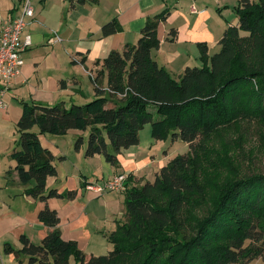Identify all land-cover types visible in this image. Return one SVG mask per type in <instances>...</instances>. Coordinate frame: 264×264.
<instances>
[{
  "label": "trees",
  "instance_id": "obj_1",
  "mask_svg": "<svg viewBox=\"0 0 264 264\" xmlns=\"http://www.w3.org/2000/svg\"><path fill=\"white\" fill-rule=\"evenodd\" d=\"M235 12L237 23L225 29L218 51L209 55L206 43H198L200 65L186 66L178 77L151 56L159 46L157 25L168 13L163 10L147 17L135 44L103 58L90 76L91 100L70 106L20 101L10 158L19 182H32L24 192L40 200L72 199L76 191H45L56 169L39 133L88 128L84 155L102 154L112 166L119 165L121 150L138 144L147 123L151 137L180 139L190 150L163 164L153 180L125 188L124 218L108 235L106 254L86 258L76 241L62 238L57 212L47 206L38 214L51 228L47 235L37 244L22 235L21 247L5 243V252L25 255L28 264H250L264 256V171H239L220 153V146L241 148L245 129L253 126L264 150V0H239ZM119 29L113 18L101 33ZM175 36L170 29L169 40ZM81 143L79 136L74 148Z\"/></svg>",
  "mask_w": 264,
  "mask_h": 264
},
{
  "label": "crops",
  "instance_id": "obj_2",
  "mask_svg": "<svg viewBox=\"0 0 264 264\" xmlns=\"http://www.w3.org/2000/svg\"><path fill=\"white\" fill-rule=\"evenodd\" d=\"M30 3L34 15L26 18L23 34L30 35L31 43L22 53L20 73L3 94L5 107L0 108V129L18 120L20 101L47 105L63 101L70 106L91 100L95 92L90 76L101 68L103 58L112 50L121 51L125 44H135L147 17L163 10L168 13L157 25L159 46L151 50V56L171 74L176 71L178 77L186 66L199 59L198 43H206L209 55L217 51L225 29L237 23L235 7L239 0H99L95 4L77 3L74 7H70L69 0ZM20 7L21 0H0V19L15 16ZM113 18L120 29L103 35L102 26ZM170 29L176 31L173 40L168 38ZM105 86L104 77L102 87ZM70 130L75 131L67 139ZM70 130L63 135L39 133L38 137L41 145L53 154L56 169L55 175L46 178L45 191L75 190L74 198L40 200L28 195L24 190L32 182H19L13 170L14 160L10 158L9 163L0 165V264H28L25 255L17 257L13 252H5L4 244L19 249L22 235L39 243L51 230L38 219L46 206L57 212L62 238L76 241L86 258L106 254L111 248L107 237L124 218L125 188L143 183L147 168L157 170L165 162L164 158H157L153 142L144 148L139 140L121 150L119 165L112 166L102 154L86 157L88 134L85 138L78 132L81 130ZM79 135L82 143L75 149L73 141ZM118 173L130 176L121 191L99 193L85 187L87 182L101 184Z\"/></svg>",
  "mask_w": 264,
  "mask_h": 264
},
{
  "label": "rangeland",
  "instance_id": "obj_3",
  "mask_svg": "<svg viewBox=\"0 0 264 264\" xmlns=\"http://www.w3.org/2000/svg\"><path fill=\"white\" fill-rule=\"evenodd\" d=\"M200 63L201 61L197 59V61L191 63L192 65L190 64L189 65L199 66ZM171 75L177 77L176 71L172 72ZM108 106H112V104L109 103ZM15 123L16 121L8 122L3 126L4 128L0 129V154L3 155V157L2 155H0V165H2L3 163H9L8 161H10L9 153L14 148L18 137ZM32 130L38 131V128L34 126ZM245 130H247L249 134L243 141L241 148H239L237 144L228 147L220 146V148H222V151L220 153L222 154L227 153V156L231 157L229 159L233 161V164L236 165L239 171H246L249 169H254L255 171H264V150L261 148V143L258 140V135H257L258 130L256 129L255 126ZM74 131L75 130H70L68 132L67 139H69V137L74 134ZM78 132L80 133V135L83 134L86 138L89 129L87 128L85 130H81ZM67 135L65 136L64 139L65 141H67L66 139ZM139 140H140L139 143L140 146L144 148L148 142L150 141L153 142L154 143L153 147L155 149V152L157 153V158H164L165 161L164 164L167 163L174 156L178 154L187 153L190 150L188 144L180 139L173 141L171 140L170 137H168L163 140H157V141L153 140L150 136V123L145 124L144 127L139 131ZM74 142L75 141H73V143ZM159 168L157 170L156 167L147 168L146 171H144L142 180H153L154 175L159 170ZM154 170H156V172H154ZM226 175H227L226 169L221 168V174L219 175L220 180L225 179ZM251 264H264V256L253 259L251 261Z\"/></svg>",
  "mask_w": 264,
  "mask_h": 264
},
{
  "label": "built area",
  "instance_id": "obj_4",
  "mask_svg": "<svg viewBox=\"0 0 264 264\" xmlns=\"http://www.w3.org/2000/svg\"><path fill=\"white\" fill-rule=\"evenodd\" d=\"M194 10V8H192ZM34 15L30 0H21V7L15 16L0 19V108L5 107L3 94L12 79L20 73L24 63L22 53L30 45V35L23 34L26 18ZM127 173H118L106 178L103 183H85L89 190L121 191L125 188Z\"/></svg>",
  "mask_w": 264,
  "mask_h": 264
}]
</instances>
